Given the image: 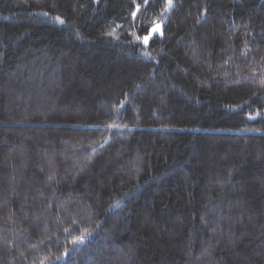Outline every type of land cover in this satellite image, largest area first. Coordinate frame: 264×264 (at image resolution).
<instances>
[{"label":"trees","instance_id":"trees-1","mask_svg":"<svg viewBox=\"0 0 264 264\" xmlns=\"http://www.w3.org/2000/svg\"><path fill=\"white\" fill-rule=\"evenodd\" d=\"M172 5L0 0V264H264V0Z\"/></svg>","mask_w":264,"mask_h":264},{"label":"snow or ice","instance_id":"snow-or-ice-1","mask_svg":"<svg viewBox=\"0 0 264 264\" xmlns=\"http://www.w3.org/2000/svg\"><path fill=\"white\" fill-rule=\"evenodd\" d=\"M147 2H148V0H145V3H147ZM167 6H168V8H171V7L173 6V5H172V0H167ZM137 10L139 11V5H137ZM132 15H133V17L135 18L136 13H133ZM56 19H57V20H60L59 17H57ZM61 22H62V21H61ZM161 23H162V22H161ZM146 31H147V29H146ZM156 33H159L160 35L163 34V33L161 32L159 26L152 28L151 31H150V33H149V35H148V36H145V37L143 38V42H144L145 44H147L148 41H149V39L151 38V36H152L153 34H156ZM137 39H140V37H137ZM84 238H85L84 235L74 237V238L72 239L71 243H72L73 245L78 244V243H83V242H84ZM65 254H67V250H66V253H65ZM41 264H43V262H41Z\"/></svg>","mask_w":264,"mask_h":264},{"label":"rangeland","instance_id":"rangeland-1","mask_svg":"<svg viewBox=\"0 0 264 264\" xmlns=\"http://www.w3.org/2000/svg\"><path fill=\"white\" fill-rule=\"evenodd\" d=\"M157 26H159V25H156L155 27H157ZM150 33V32H149ZM149 35V34H148ZM148 35H146V36H148ZM154 35V34H153Z\"/></svg>","mask_w":264,"mask_h":264}]
</instances>
